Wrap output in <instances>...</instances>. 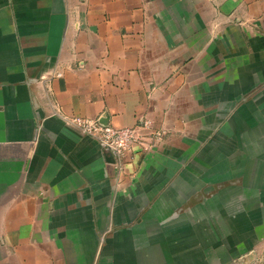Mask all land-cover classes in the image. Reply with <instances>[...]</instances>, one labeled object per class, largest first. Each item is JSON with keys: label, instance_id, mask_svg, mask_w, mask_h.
Wrapping results in <instances>:
<instances>
[{"label": "crops", "instance_id": "crops-1", "mask_svg": "<svg viewBox=\"0 0 264 264\" xmlns=\"http://www.w3.org/2000/svg\"><path fill=\"white\" fill-rule=\"evenodd\" d=\"M145 115L165 140L137 145L119 175L63 119ZM253 258L264 264V0H0V264Z\"/></svg>", "mask_w": 264, "mask_h": 264}, {"label": "built area", "instance_id": "built-area-1", "mask_svg": "<svg viewBox=\"0 0 264 264\" xmlns=\"http://www.w3.org/2000/svg\"><path fill=\"white\" fill-rule=\"evenodd\" d=\"M43 82L50 91L49 79H43ZM53 112L59 114L56 106ZM63 119L84 135L99 141L114 155L117 175L124 170L127 154L137 145H140L144 151H153L163 144L166 137V130L156 126L153 119L146 115L139 117L136 125L121 128L103 124L98 118L63 116Z\"/></svg>", "mask_w": 264, "mask_h": 264}, {"label": "water", "instance_id": "water-1", "mask_svg": "<svg viewBox=\"0 0 264 264\" xmlns=\"http://www.w3.org/2000/svg\"><path fill=\"white\" fill-rule=\"evenodd\" d=\"M100 121H101L103 124H106V125L109 124V122L104 121L103 119H101ZM255 262H256L255 258L250 259V260L247 261V262L245 261L246 264H254Z\"/></svg>", "mask_w": 264, "mask_h": 264}]
</instances>
